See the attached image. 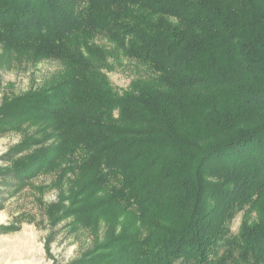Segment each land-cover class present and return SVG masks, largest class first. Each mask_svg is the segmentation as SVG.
Here are the masks:
<instances>
[{
  "label": "trees",
  "instance_id": "16d2710c",
  "mask_svg": "<svg viewBox=\"0 0 264 264\" xmlns=\"http://www.w3.org/2000/svg\"><path fill=\"white\" fill-rule=\"evenodd\" d=\"M13 60L61 66L3 95L0 134L34 130L11 179L69 175L111 230L77 264H264V0H0Z\"/></svg>",
  "mask_w": 264,
  "mask_h": 264
},
{
  "label": "rangeland",
  "instance_id": "374dc122",
  "mask_svg": "<svg viewBox=\"0 0 264 264\" xmlns=\"http://www.w3.org/2000/svg\"><path fill=\"white\" fill-rule=\"evenodd\" d=\"M60 70V64L52 60L35 65L11 61L0 69V103L3 95L38 87ZM107 75L116 88L124 89L145 72L121 58ZM33 132L23 129L0 134V264H77L89 257L94 246L105 243L107 230H111L103 220L91 218L87 228L86 221L79 223L71 216L82 205L75 196L77 189L69 185V175L61 177L59 172L47 170L32 171L23 181L10 178L8 169L30 151L18 147ZM62 210L66 217H62ZM241 217L242 213L237 214L230 225L233 234ZM10 226L15 229L6 231Z\"/></svg>",
  "mask_w": 264,
  "mask_h": 264
}]
</instances>
